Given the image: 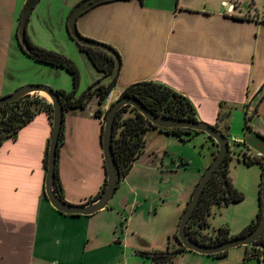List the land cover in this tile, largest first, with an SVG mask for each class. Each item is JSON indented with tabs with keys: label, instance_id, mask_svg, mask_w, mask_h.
I'll return each mask as SVG.
<instances>
[{
	"label": "crops",
	"instance_id": "1",
	"mask_svg": "<svg viewBox=\"0 0 264 264\" xmlns=\"http://www.w3.org/2000/svg\"><path fill=\"white\" fill-rule=\"evenodd\" d=\"M25 2L0 0V97L7 91L8 51ZM76 25L84 37L116 49L121 65L109 101L99 103L94 94L84 108L64 112L58 175L67 202L84 203L103 185L104 116L131 83L149 80L171 88L190 100L198 121L228 134L230 109L241 106L253 115L250 132L264 135L253 121L264 119V0H110L83 12ZM94 70L93 82L103 75ZM51 131V117L38 112L0 142V264H153L185 251L165 259L144 254L170 250L165 240L173 233L176 238L180 217L217 152L214 142L216 151L203 166H189L184 158L167 163V143L175 136L150 128L107 206L84 216L57 211L45 196ZM154 137L163 143L155 146ZM236 141L250 151L245 141ZM140 208L151 238L136 242L129 223ZM255 217H242L235 230L226 225L235 235ZM172 245L181 247L177 238Z\"/></svg>",
	"mask_w": 264,
	"mask_h": 264
},
{
	"label": "rangeland",
	"instance_id": "2",
	"mask_svg": "<svg viewBox=\"0 0 264 264\" xmlns=\"http://www.w3.org/2000/svg\"><path fill=\"white\" fill-rule=\"evenodd\" d=\"M78 1L74 0H38L29 15L26 26V33L34 46L47 50L59 52L71 59L78 70V85L75 89V95L78 96L87 92L96 82L91 80V74L95 68L88 59L85 52L79 49L77 42L72 39L67 31L66 23L69 12ZM24 5V4H23ZM19 9V14L22 11ZM9 65L6 73L7 90L4 95L13 92L16 88L25 84L47 85L54 90H63L70 92L74 90L72 75L63 67L45 64L29 57L21 51L18 46L17 37H12V43L9 47ZM25 82V83H23ZM16 86V87H14ZM5 92V91H4ZM1 95V96H4ZM38 97H47L42 93H33ZM229 134L228 140H242L249 146L250 152H261L264 154V135L257 132H250L249 123L251 122V112L246 113L241 106L230 109ZM258 126L264 128V119H254ZM167 143L168 155L166 162L172 160L180 162L181 158L187 159V165L203 166V160L211 158L216 147L210 138L203 132H192L186 141L170 137ZM155 146L163 143L160 137H154ZM244 145L230 143L231 161L229 165V175L234 186H238L243 193L244 198L239 202L228 205L213 204L210 208L208 222L210 227L217 228L222 224H229L233 230L241 225L242 217L256 216L259 210V192L261 175L260 161L254 159L252 163L244 162L240 157V152ZM146 211L140 208L136 217L129 223L135 236L133 239L137 242L138 237L145 236L151 238L148 231L149 224L146 218ZM125 222V221H124ZM121 229V228H120ZM142 230H145L142 235ZM170 250H173V243H176L175 234H171L169 239L165 240ZM171 244V245H170ZM134 249L128 251V255L134 256ZM261 257H257V256ZM123 264H137L134 260H123ZM153 264H264V252L257 245H240L229 249L224 256L215 257L199 254L186 250L173 255L166 262H153Z\"/></svg>",
	"mask_w": 264,
	"mask_h": 264
},
{
	"label": "trees",
	"instance_id": "3",
	"mask_svg": "<svg viewBox=\"0 0 264 264\" xmlns=\"http://www.w3.org/2000/svg\"><path fill=\"white\" fill-rule=\"evenodd\" d=\"M27 39L30 48L28 52L23 51L18 44L23 53L35 59L36 61L63 67L72 75L74 85L73 91L65 92L63 90H54L58 94L65 111L71 108H84L94 94L98 95L99 103H103L105 101L107 95L115 85L116 79L108 85H100L94 90H88L87 92H83L82 94L76 96L75 89L78 85V70L74 62L67 56L59 52L34 46L29 40L28 36ZM79 49L86 53L88 59L98 72L104 75L112 70L114 60L110 55L100 50L84 46H79ZM121 96L136 97L145 105L148 110L153 113H160L176 118L197 120L195 116V108L187 97L179 94L178 92L172 90L167 86L153 81L142 80L131 83L126 86L119 94V97ZM38 112H46L52 119V106L49 101L43 97H38L37 95L31 94H28L12 103H8L0 108V142L7 137H14L17 131L27 122H29ZM95 113L97 116H101L99 110H96ZM150 128L157 127L152 125L150 121H148L133 107L126 105L117 112L113 123L111 148L112 156L115 161L116 172L119 176V179H122L127 175L135 160L141 153L145 145L144 135ZM159 130L174 135L181 141H186L192 132H197L183 128ZM223 133L226 136L228 135L227 132ZM62 140L63 124L61 127L58 147L56 151V160L54 167V190L61 199H64L63 187L58 175L59 145L62 143ZM210 140L213 142L211 138ZM49 141L44 156L45 169H47ZM230 161L231 155L230 153H228L218 165L211 178L208 180L198 201V204L196 205L189 221L187 222L186 228L188 234L193 240L198 243L214 244L225 241L235 235L246 234L250 232L260 220L261 204L259 201V210L256 217L251 220L238 234L231 235L230 229L227 225H221L217 228L210 227L208 216L210 215V208L213 204L228 205L230 203L239 202L244 198L243 193L234 186L229 175ZM252 161L253 160H250L247 163L250 164L252 163ZM257 161H260V167L261 170H263L264 161ZM105 183L106 178L98 193L88 200L96 198L103 191ZM257 244L264 245V233L258 239ZM183 250L186 251V249L181 245V247L174 250L155 251L153 253L144 254L147 256H152L155 259H165L170 255ZM226 252L227 251L208 256L220 257L224 256Z\"/></svg>",
	"mask_w": 264,
	"mask_h": 264
},
{
	"label": "water",
	"instance_id": "4",
	"mask_svg": "<svg viewBox=\"0 0 264 264\" xmlns=\"http://www.w3.org/2000/svg\"><path fill=\"white\" fill-rule=\"evenodd\" d=\"M110 0H81L75 4L67 17L66 28L69 36L74 39L79 46L89 47L100 50L110 55L113 60V68L109 73L104 74L99 78L89 90H94L100 85H108L114 81L118 75L121 59L113 47L103 42H99L81 35L77 29L76 21L79 15L87 11L102 2ZM38 0H26L22 11L20 13L16 37L18 44L23 51L28 52L30 50L26 26L29 19V15L33 10ZM42 93L47 97V100L52 106V131L49 141L48 155H47V170L44 181V193L50 204L58 211L70 215H92L99 210L105 208L112 198L117 189L119 183V176L116 172L115 161L112 156V132L113 123L117 112L123 106H130L135 108L140 114H142L152 125L159 129H174L183 128L197 132H203L210 137L216 144L217 152L209 165L206 167L202 175L200 176L195 189L188 201L177 226L176 238L179 243L186 250L193 251L203 255H213L220 252L228 251L229 249L240 245H257L264 251L263 244H257L258 239L264 233V168L261 172V183L259 192V201L261 204V217L257 225L248 233L242 235H235L228 238L225 241L214 244H201L191 238L187 232V222L189 221L201 194L213 175L214 171L221 163L223 158L229 153V144L227 136L217 129L213 125H209L205 122L198 120H191L187 118L170 117L160 113H153L148 110L145 105L134 96H121L113 101V103L107 109L104 121L102 125V153L103 161L106 170V183L103 191L94 199L88 200L84 203L73 204L64 199H61L54 190V178H55V160L56 151L58 147L59 135L64 118V108L58 94L47 85L41 84H25L16 88L13 92L0 97V108L8 103H12L28 94Z\"/></svg>",
	"mask_w": 264,
	"mask_h": 264
},
{
	"label": "built area",
	"instance_id": "5",
	"mask_svg": "<svg viewBox=\"0 0 264 264\" xmlns=\"http://www.w3.org/2000/svg\"><path fill=\"white\" fill-rule=\"evenodd\" d=\"M110 97H111V93H109L108 95H107V97H106V101H109V99H110ZM47 100V99H46ZM231 142H233V143H238V144H240V145H242V143L241 142H238V141H236V140H228V144H229V153H230V150H231V147H230V143ZM240 157H241V159L244 161V162H248V161H250V160H254V159H257V160H264V156L262 155V153H260V152H250L249 150H247L246 148H245V146H243L242 147V150H241V152H240Z\"/></svg>",
	"mask_w": 264,
	"mask_h": 264
}]
</instances>
